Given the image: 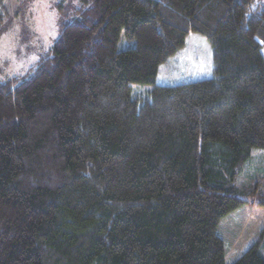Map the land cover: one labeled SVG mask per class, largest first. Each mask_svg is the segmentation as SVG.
<instances>
[{
	"label": "trees",
	"instance_id": "16d2710c",
	"mask_svg": "<svg viewBox=\"0 0 264 264\" xmlns=\"http://www.w3.org/2000/svg\"><path fill=\"white\" fill-rule=\"evenodd\" d=\"M77 1L0 81V264H226L220 221L264 208L236 183L264 153V0ZM191 33L214 76L158 85ZM261 242L232 264H264Z\"/></svg>",
	"mask_w": 264,
	"mask_h": 264
},
{
	"label": "rangeland",
	"instance_id": "374dc122",
	"mask_svg": "<svg viewBox=\"0 0 264 264\" xmlns=\"http://www.w3.org/2000/svg\"><path fill=\"white\" fill-rule=\"evenodd\" d=\"M61 0H8L4 26L0 31V81L26 77L46 57L59 37L63 26L73 18L77 0L71 1L61 13ZM134 42L122 34L118 50L133 47ZM264 56V48L262 50ZM214 76L212 49L200 34L191 33L185 48L168 64L161 67L157 84L174 86L186 82L209 79ZM151 85H133L135 95L152 90ZM239 187H254L264 195V153L256 154L237 178ZM218 234L225 246V262L232 264L262 236L264 255V208L245 205L223 218Z\"/></svg>",
	"mask_w": 264,
	"mask_h": 264
}]
</instances>
